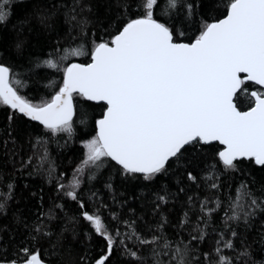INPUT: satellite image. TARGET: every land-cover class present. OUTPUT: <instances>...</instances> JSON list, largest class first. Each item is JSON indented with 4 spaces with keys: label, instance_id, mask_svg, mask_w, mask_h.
<instances>
[{
    "label": "trees",
    "instance_id": "obj_1",
    "mask_svg": "<svg viewBox=\"0 0 264 264\" xmlns=\"http://www.w3.org/2000/svg\"><path fill=\"white\" fill-rule=\"evenodd\" d=\"M140 5L141 0H11L9 20L0 25V62L23 81L19 91L26 99L33 103L48 100L62 84L63 67L88 63L94 44L110 39L128 18L141 14ZM225 11L226 0H204L195 16L182 7L169 9L165 0H158L154 17L174 24L185 38H194L205 16L218 19ZM18 42H22L20 49ZM77 48L85 54L69 55L59 70L43 66V61L65 55V49ZM248 88L255 87L249 84ZM76 100L71 135H53L0 105V204L4 205L0 209V257L19 260L21 250L28 248L39 252L47 264H94L106 251V241L83 218L87 211L100 215L111 233L118 230L117 239L141 258L134 260L117 244L109 264H156L154 249L164 264H174L170 256L177 245L194 248L189 253L197 258L194 264H217L218 247L231 264H264V211L257 210L247 223L243 218H228L241 184L264 198V168L241 161L239 171L225 169L216 156L220 147L211 144L188 148L151 180L123 173L108 158L100 167L78 173L85 159L84 141L95 135V120L104 106ZM249 106L250 98L240 95L238 107L247 110ZM189 173L196 179H189ZM76 178L81 181L80 196L74 201L65 192L72 190ZM201 231L204 239L191 241ZM133 232L149 240L161 236L171 248H163L164 240L159 245H141L131 237ZM228 241L232 248L224 247ZM165 251L169 255H163ZM204 253H208L207 260Z\"/></svg>",
    "mask_w": 264,
    "mask_h": 264
},
{
    "label": "snow or ice",
    "instance_id": "obj_2",
    "mask_svg": "<svg viewBox=\"0 0 264 264\" xmlns=\"http://www.w3.org/2000/svg\"><path fill=\"white\" fill-rule=\"evenodd\" d=\"M10 3L0 0V25L9 20ZM165 3L172 10L184 8L189 16L197 15V9L204 6V0ZM157 5L158 0H141L143 12L128 18L110 39L101 38L95 43L90 62L63 67L62 84L48 100L33 103L26 99L19 91L23 81L14 77L10 66L0 62V105L38 122L53 135H71L77 116L76 98L102 104L100 118L95 120V135L84 141L85 159L77 169L81 174L85 168L100 167L103 159L109 158L123 173L141 174L151 180L188 148L195 150L198 145L213 142L223 146L216 156L225 169L239 171L241 161L264 168V0H226L222 18L205 16L194 38H185L174 24L155 18ZM16 47L20 49L22 42ZM64 52L58 60L43 61V66L59 70L69 55L85 54L82 48ZM249 84L257 87L249 90ZM50 86L56 87L54 83ZM240 95L250 98L247 110L238 107ZM80 183L79 178L74 179L72 190L65 192L74 201L79 199ZM212 187L217 185L213 183ZM3 207L0 204V209ZM80 207H85L82 201ZM231 210L230 220L243 218L247 223L257 210L264 211V198L248 184H241ZM82 215L106 241V251L94 264H109L117 244L123 245L134 260H141L136 251L117 239L121 235L118 230L115 234L109 231L100 215L87 211ZM130 235L141 245H159L164 240L163 248H171L161 236L149 240L135 232ZM203 239L202 231L191 237V241ZM224 247L233 245L228 241ZM192 251L194 248L187 245H177L170 261L194 264L197 258L189 255ZM216 251L217 264H231L219 247ZM21 252L19 260L0 257V264H47L37 251L23 248ZM153 255L156 264H164L158 259L160 252L154 249ZM204 258L208 259V253Z\"/></svg>",
    "mask_w": 264,
    "mask_h": 264
},
{
    "label": "water",
    "instance_id": "obj_3",
    "mask_svg": "<svg viewBox=\"0 0 264 264\" xmlns=\"http://www.w3.org/2000/svg\"><path fill=\"white\" fill-rule=\"evenodd\" d=\"M89 62H90V60H89ZM73 63H78V62H73ZM71 64V63H70ZM252 85V84H251ZM254 86V85H253ZM254 87H257V86H254ZM89 103H92V104H96V105H99V104H97V103H95V102H89ZM100 105H102V104H100ZM10 109V108H9ZM10 110H12V109H10ZM12 111H14V112H16L15 110H12ZM17 114H19L20 116H22V117H24L22 114H20V113H18V112H16ZM25 119H27V120H29L28 118H26V117H24ZM30 121V120H29ZM31 122H33V123H36V124H38L39 125V123L38 122H34V121H31ZM41 126V125H40ZM43 127V126H42ZM95 132H96V130H95ZM212 144H217L219 147H220V150L222 149V147L223 146H221V145H219L218 143H216V142H213ZM109 159V158H108ZM110 160V159H109ZM112 163H114L115 164V162L114 161H112V160H110ZM115 165H117V164H115ZM119 168H120V166L119 165H117ZM136 175H141V174H136Z\"/></svg>",
    "mask_w": 264,
    "mask_h": 264
}]
</instances>
